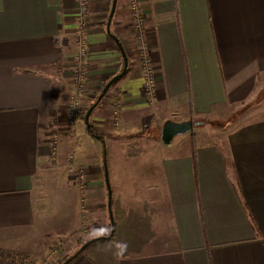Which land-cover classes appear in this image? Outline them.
Segmentation results:
<instances>
[{"label": "crops", "instance_id": "1", "mask_svg": "<svg viewBox=\"0 0 264 264\" xmlns=\"http://www.w3.org/2000/svg\"><path fill=\"white\" fill-rule=\"evenodd\" d=\"M139 3L157 100L150 104L144 92L130 0H118L110 32L128 69L91 117L105 140L87 133L82 143L85 123L74 138L65 133L73 125L66 109L77 0H0V248L41 257L50 234H74L76 250L105 238L112 231L106 167L114 233L70 264H264V111L228 129L203 128L264 87V0ZM112 5L89 0L92 97L124 68L108 34ZM170 120L202 125L169 147L161 132ZM50 129L65 134L62 151L71 145L74 164L87 169L83 189L72 163L57 170L72 216L54 230L37 204L43 178L56 170Z\"/></svg>", "mask_w": 264, "mask_h": 264}, {"label": "rangeland", "instance_id": "2", "mask_svg": "<svg viewBox=\"0 0 264 264\" xmlns=\"http://www.w3.org/2000/svg\"><path fill=\"white\" fill-rule=\"evenodd\" d=\"M90 77V74H89ZM87 89L86 94L82 101V108L84 110V116L83 119L78 121H73L71 119H68L69 122H72L73 125L67 124L65 133L68 135V137L74 138V133L76 132V124L80 121V124H84V119L86 112L88 108L93 104V102L96 100V98L101 93L102 89L97 92V94L93 96V92L91 89V85L89 84V80H87ZM69 94L67 96V100L69 98V95L75 88V77L73 79L72 84L69 86ZM257 95V97L251 101L248 102L245 105L239 106L238 108H231L226 113L222 114L219 117L212 118L210 121H208L209 125L203 127L205 130L209 132H214L215 129H228L230 127H233L235 125L244 123L254 117L258 112L264 111V106L260 105L264 101V87L261 89ZM90 97V101L88 98ZM92 99V100H91ZM259 107V108H257ZM115 119V117H114ZM71 120V121H70ZM198 121V120H195ZM113 126H116L113 124ZM86 127H82V131H80L77 134V138L82 142L86 143L89 141L88 132L85 131ZM116 128V127H114ZM84 129V131H83ZM50 138H51V163L50 168L56 169L50 171V177L45 176L42 181V188L39 192V201H38V208L41 210V217L43 219L44 226L51 227L53 230L56 229V226L61 227L69 217L72 216V208H69V204L65 207V200H64V193L62 189H67V187L64 185L65 182H56L58 180L59 175H57V170L60 168V166H67V164L72 163V169L74 168L73 165V155L74 151L70 146H66L64 151H62V142L64 139V133L60 132L58 129H50ZM197 130V127L194 129ZM58 136V142H53V136ZM190 136V135H189ZM185 136L176 137L173 143L169 146H176L181 140H183ZM76 139V138H75ZM77 141V140H76ZM74 170V169H73ZM53 176V177H51ZM74 176L72 174V179L74 180ZM72 180V181H73ZM75 182V180H74ZM69 223V222H66ZM82 233V232H81ZM84 234V233H82ZM86 234V233H85ZM89 234V231L87 232ZM58 235V234H57ZM57 235L50 234L51 238L54 239V242L49 247V249L45 254H42V256H37L35 254H32L30 251H22V250H12V249H6V248H0V264L6 263V259L1 256H12V258L16 261V264H62L67 259L71 258L77 251V248L75 247L76 241H79L80 239L75 238L74 234H70L69 237L64 239L57 238ZM49 236V237H50ZM91 236V234H90ZM79 238V237H78ZM82 247V245H81ZM80 247V248H81ZM58 251L57 256H53V252ZM3 254V255H1ZM16 255H22L26 256V260H20Z\"/></svg>", "mask_w": 264, "mask_h": 264}, {"label": "built area", "instance_id": "3", "mask_svg": "<svg viewBox=\"0 0 264 264\" xmlns=\"http://www.w3.org/2000/svg\"><path fill=\"white\" fill-rule=\"evenodd\" d=\"M78 2V28L74 33L76 53L74 55L75 71V88L69 95L67 100V117L73 121L83 119L84 110L82 108V101L86 94L87 80L89 79V48L87 44V32L89 28V0H77ZM140 0H130V10L132 13V30L135 33L136 41L139 48V60L142 65L144 74V92L150 104L157 100V86L155 67L146 49V36L144 25L146 19L140 7ZM119 104H115L116 116L114 124L119 125L118 115ZM70 120V121H71ZM58 136H53V142L57 143ZM74 166L75 176L74 179L78 186L83 189L86 186L87 169L84 166ZM88 230H84L87 233ZM58 251L53 252V256H57ZM3 255V254H1ZM6 259L4 264H16L12 256H1ZM20 260H26V256L16 255Z\"/></svg>", "mask_w": 264, "mask_h": 264}, {"label": "water", "instance_id": "4", "mask_svg": "<svg viewBox=\"0 0 264 264\" xmlns=\"http://www.w3.org/2000/svg\"><path fill=\"white\" fill-rule=\"evenodd\" d=\"M117 2L118 0H113V5H112V10L109 16V23H108V34L109 36L116 42V44L118 45L121 54L123 56L124 59V68L121 74L113 77L104 87V89L102 90L101 94L99 95V97L97 98V101L88 109V111L86 112L85 115V119H84V123L85 126L87 128V130H90L91 127V117L93 115L94 110L99 106V104L102 102V100L106 97V95L108 94V92L110 91V89L113 87V85H115L127 72L128 69V58L127 55L125 53V50L123 48V46L121 45L120 41L118 40L117 37H115L113 34H111L110 32V25H111V21L114 17L115 11H116V7H117ZM202 124L200 122H195L193 120H189V121H184V122H174V121H167L163 127H162V132H161V140L163 142L164 145L168 146L170 145L173 140L176 137L179 136H184L187 135L189 133H192L194 131V129L196 127H200ZM96 139H99L98 137L95 136ZM105 178H106V185H107V189L109 192V212H110V216H111V222H112V234L114 233V221H113V215H112V209H111V187H110V182H109V177H108V172L107 169L105 167ZM105 238H94L88 242H86L80 249L79 251L74 254L71 258H69L64 264H70L72 261H74L77 257H79L88 247H90L92 244L103 240ZM107 239H111L110 237H107Z\"/></svg>", "mask_w": 264, "mask_h": 264}, {"label": "trees", "instance_id": "5", "mask_svg": "<svg viewBox=\"0 0 264 264\" xmlns=\"http://www.w3.org/2000/svg\"><path fill=\"white\" fill-rule=\"evenodd\" d=\"M108 82H109V81H108ZM108 82H107V83H108ZM107 83H106V84H107ZM105 86H106V85H105ZM105 86H104V87H105ZM103 89H104V88H103ZM103 89H102V90H103ZM101 92H102V91H101ZM108 93H109V92H108ZM100 94H101V93H100ZM100 94H99V95H100ZM98 97H99V96H98ZM98 97H97V98H98ZM97 98H96V100L93 102V104L97 101ZM102 101H103V100H102ZM93 104H91V106H92ZM91 106H90V107H91ZM90 107H89V108H90ZM89 108H88V109H89ZM87 111H88V110H87ZM90 123H91V121H90ZM87 131H88V133H89L91 136H94V137L96 136V137H98L101 141H104V140H105V136L102 135L101 133H99V132L97 131V129L94 128V126H93L92 123H91L90 130H87ZM110 236L112 237V231H110V232L107 234V236H105V239H107V237H110ZM89 241H90V240H89ZM87 242H88V241H87ZM85 243H86V242H85ZM85 243H84V244H85ZM84 244H83V245H84ZM83 245H82V246H83ZM67 260H68V259H67ZM67 260H66V261H67ZM66 261H65V262H66ZM65 262H63L62 264H64Z\"/></svg>", "mask_w": 264, "mask_h": 264}]
</instances>
